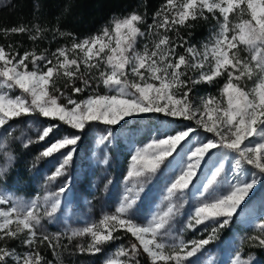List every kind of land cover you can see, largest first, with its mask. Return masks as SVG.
I'll return each mask as SVG.
<instances>
[{
    "label": "snow or ice",
    "instance_id": "snow-or-ice-1",
    "mask_svg": "<svg viewBox=\"0 0 264 264\" xmlns=\"http://www.w3.org/2000/svg\"><path fill=\"white\" fill-rule=\"evenodd\" d=\"M148 9L146 0L84 37L62 30L59 15L51 28L37 22L0 29L6 39L27 36L33 44L22 54L19 42L0 45V264H67L66 258L76 264L78 257L98 255L101 264H142L145 259L148 264H199L200 255L264 186V0H163L155 11ZM33 11L41 13V5L35 3ZM200 22L209 25V35L194 42ZM58 38L70 44L38 51V42L51 44ZM219 78L224 82L218 95H198L199 85L212 86ZM152 114L187 123L165 132L157 129L159 134L134 146L112 212L83 227L47 231L44 221L57 219L71 190L69 169L85 131L93 124L105 126L96 146L104 150L98 163L107 166L117 126L123 130L130 119ZM30 117L44 122L34 137L22 140L14 135L13 122ZM62 126L68 131L39 150L29 170L48 160L45 185L66 179L56 191L45 188L27 199L18 195L8 187L18 159L12 145L21 141L27 150L48 141ZM176 156L181 159L172 167ZM205 164L210 172L198 190L202 199L182 229H199L201 235L186 240L174 234V221ZM165 167L172 173L165 205L144 216L148 186ZM83 238L86 244H74ZM241 242L264 250V215ZM257 259H241L234 251L230 264Z\"/></svg>",
    "mask_w": 264,
    "mask_h": 264
},
{
    "label": "trees",
    "instance_id": "trees-1",
    "mask_svg": "<svg viewBox=\"0 0 264 264\" xmlns=\"http://www.w3.org/2000/svg\"><path fill=\"white\" fill-rule=\"evenodd\" d=\"M146 0H0V29L4 27L18 26L20 24H34L39 22L42 27H54L57 25L56 17L59 15L61 18L59 20V26L62 30H71L74 33L78 34L80 37L90 35L96 32L102 25L109 21V19L114 14H123L133 8L141 7ZM163 2V0H147L149 5V12L155 11V9ZM35 3H39L42 8L41 13H34L33 6ZM65 7H69V13H64L63 10ZM42 15L45 18L37 21L34 17ZM209 35V25L204 22H200L194 32V42L203 41ZM9 42H19L23 45L19 49L21 54L25 48L31 49L33 47L32 42L28 39L27 36H11L5 38L0 34V45H7ZM63 44H70V41L67 39L58 38L56 42L49 44L46 41L38 42V51L44 48H50L54 50L55 48L62 46ZM142 46V43H141ZM224 80L219 78L217 82L212 85H199L197 87V93L199 94H214L217 95L218 89L222 86ZM103 91V89H101ZM140 118L131 125H139ZM39 117H30L24 118L20 122H13L16 124V131L14 135L21 137L23 140L27 137L28 133L32 134L31 136L36 135V129L40 127L43 123ZM68 131L67 127L62 126L59 131H57L48 141L43 143L33 144L27 150L21 147V141H16L12 147L16 156L18 157L15 163V170L11 173V178L8 180V187H15L16 192L22 193L24 195L33 194L36 190V186L41 182L42 176L45 173L49 172L48 167L50 166V161L45 160L41 161L38 168H33L29 170L30 165L33 161V158L38 153L39 150L44 148L47 143H50L51 140L58 138L62 132ZM88 130L85 131L82 144H85L89 140ZM116 168V166H115ZM160 173L150 182L149 190L151 186L156 183H159ZM160 184V183H159ZM76 185V187H74ZM113 184H109V187L106 188L105 192L100 193V200L97 202V209L109 207V203L113 198V190L111 188ZM81 186L76 184L72 177V190L79 189ZM150 191L148 192L149 196ZM147 196V198H148ZM191 199L187 193L184 199V207L181 209L180 215L175 219V226L178 228L180 219L185 213V207L191 204ZM197 200V199H196ZM148 201V199H147ZM198 201V200H197ZM146 202V201H145ZM147 203V202H146ZM70 204L72 207L78 205L77 198L74 196L70 199ZM59 215V213H58ZM58 218L53 223H47V227L51 232H55V226L58 225ZM46 227V225H44ZM242 226L238 224H232L230 228H227L221 234L219 240L213 245L214 254L212 255L209 262L204 261V256L202 255L203 264H223L226 258V254L230 253L232 247H236L235 251H238L241 254V259H247L249 255H254L258 257L254 264H264V250H259L256 248L249 247L246 243L237 244L238 240L241 241L242 236ZM71 229V228H70ZM65 229V230H70ZM247 229L250 231V227H244L243 232ZM62 231V230H61ZM192 232L189 231L188 234ZM200 236V233L199 235ZM88 242L87 238L78 239L74 241L75 243H84ZM118 246L117 244L110 245L107 254H111L112 250ZM226 250V253L224 251ZM48 258H51V252L47 251L45 253ZM201 257V256H200ZM102 256L96 257H78L76 258V264H101ZM67 264H71V260L66 258ZM142 264H148L147 260H143Z\"/></svg>",
    "mask_w": 264,
    "mask_h": 264
},
{
    "label": "rangeland",
    "instance_id": "rangeland-1",
    "mask_svg": "<svg viewBox=\"0 0 264 264\" xmlns=\"http://www.w3.org/2000/svg\"><path fill=\"white\" fill-rule=\"evenodd\" d=\"M15 94H18V90ZM198 95H206L199 94ZM218 95V93H217ZM136 119H130L128 125L123 130H119L117 126L118 135L113 140L111 145L107 148L109 154V164L107 166L101 165L98 161L103 157L104 150L97 148L96 139L99 134L104 132L105 126L102 124H93L88 130L89 140L85 144L82 142L79 145V154L76 156L72 167L69 169V175L73 177L76 184L81 186L79 189L71 188L70 192L62 200V210L57 214V218L60 223L55 226L54 231H61L70 228L83 227L87 223L98 222V220L106 212H112L116 206L118 197L124 190V177L126 175V169L128 166V160L130 153L133 151L134 146H141L147 142L152 135L159 134L156 130L159 129L160 132L169 131L171 129H178L184 126V123L187 122H177L171 118L165 117L160 114H152L149 117L143 119L140 118L139 125L133 126L132 123L136 122ZM32 135L30 133L27 134ZM203 133L201 136L203 137ZM209 136L211 134H208ZM55 160L56 158H52ZM171 159V158H169ZM181 157L176 156V159L172 161V167H175L176 164L180 161ZM116 166V168H115ZM49 172L51 171V161L50 166L48 167ZM48 172V173H49ZM210 166L205 164L201 171L198 173L197 177L194 179L193 186L188 192L189 198L191 199V204L185 207V213L180 219V225L177 228L174 227L173 232L177 235H183L186 240L192 238H199L200 230L196 232L182 231L184 224L187 220L188 214L192 209L197 206V204L202 199L200 190L201 185L206 182V179L209 176ZM47 173L43 174L41 182L36 186V190L33 194L24 195L18 193V195L23 196L24 198H30L36 195L37 193L43 194L45 188L48 191H56L59 186L64 182L66 177L57 178L56 181L45 185V176ZM172 175L171 169L165 167L160 172L159 183L154 184L150 188V193L148 198L146 197L143 204V215L148 216L151 212L159 210L164 207L165 201L163 200L164 190L166 183L170 176ZM106 181H110L109 184L113 190V198L109 203V207L97 209V202L100 200L102 192L107 190L105 187ZM76 187V185H74ZM77 198L78 205L72 207L70 204V199L74 196ZM148 199V201H147ZM198 201H197V200ZM147 203H146V202ZM184 203V201H183ZM180 215V214H179ZM264 215V186H261L257 189L256 195L248 202V206L245 208L244 212L238 216L232 224L241 225L243 228L241 230L242 236L251 234L253 231L254 224L258 221L260 216ZM143 220V216L141 217ZM47 221H44L46 225L45 229L51 232L48 229ZM49 224V223H48ZM244 227H250L251 231L247 229L243 232ZM203 228V225L200 226ZM241 243L238 240L237 244ZM214 244V243H213ZM211 244L199 257V264L202 263V255L204 256V261L209 262L212 255L214 254L215 246ZM116 248V247H115ZM115 248L112 250L114 251ZM230 253L226 254V258L223 264H230L231 260L234 258V251L236 247H232ZM226 253V250L224 251ZM110 255V254H109ZM208 264V263H207Z\"/></svg>",
    "mask_w": 264,
    "mask_h": 264
}]
</instances>
